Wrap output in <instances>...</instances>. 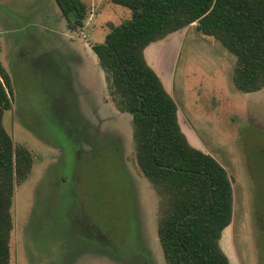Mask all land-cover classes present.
Segmentation results:
<instances>
[{
    "label": "rangeland",
    "instance_id": "rangeland-1",
    "mask_svg": "<svg viewBox=\"0 0 264 264\" xmlns=\"http://www.w3.org/2000/svg\"><path fill=\"white\" fill-rule=\"evenodd\" d=\"M82 1L85 36L67 29L55 0H0V62L14 91L4 127L34 160L15 185L11 264H168L158 236L166 198L138 165L132 116L116 108L102 67L81 65L69 47L77 35L79 48L103 43L132 12ZM145 57L190 144L232 180L223 252L231 264H264V88L237 90L236 58L197 24L151 44Z\"/></svg>",
    "mask_w": 264,
    "mask_h": 264
},
{
    "label": "trees",
    "instance_id": "trees-1",
    "mask_svg": "<svg viewBox=\"0 0 264 264\" xmlns=\"http://www.w3.org/2000/svg\"><path fill=\"white\" fill-rule=\"evenodd\" d=\"M132 12L112 26L92 49L106 73L109 93L122 113L132 116L138 165L166 198L158 236L168 264H231L220 241L231 225L234 191L227 170L212 155L192 146L178 106L145 50L151 44L197 24L235 58L237 90L264 88V0H111ZM69 30L83 28L89 9L82 0H55ZM11 77L0 62V264H11L16 183L30 176L34 160L15 146L4 127L12 109Z\"/></svg>",
    "mask_w": 264,
    "mask_h": 264
},
{
    "label": "crops",
    "instance_id": "crops-1",
    "mask_svg": "<svg viewBox=\"0 0 264 264\" xmlns=\"http://www.w3.org/2000/svg\"><path fill=\"white\" fill-rule=\"evenodd\" d=\"M66 20V19H65ZM66 27H67V29L69 30V28H68V26H67V21H66ZM87 26H84L83 28H79L78 29V32H80L81 34H83L84 36H85V33H84V29L86 28ZM71 33H73V32H75V31H71V30H69ZM78 38H81L79 35H77V39H72V38H70L69 39V47L70 48H72V50L74 51V53L76 54V57L80 60L81 59V61H82V64L81 65H83L84 63L85 64H87V63H91V64H93L95 67H97L98 65H100L99 64V60H98V57L96 56V54L94 53V51H93V49H92V45H88V46H85V47H83V48H79L78 46H77V44H76V42H79V39ZM97 58H96V57ZM146 58V57H145ZM149 61H150V59H149ZM151 65L153 66V67H155V69H156V71H158V73H159V75L160 76H162V73H161V68H159L158 66H157V64H155V62H153V64H152V60H151ZM83 67V66H82ZM160 70H159V69ZM164 71V70H163ZM178 113H179V109H178ZM179 117V116H178Z\"/></svg>",
    "mask_w": 264,
    "mask_h": 264
}]
</instances>
